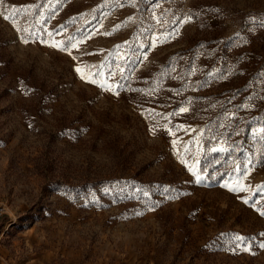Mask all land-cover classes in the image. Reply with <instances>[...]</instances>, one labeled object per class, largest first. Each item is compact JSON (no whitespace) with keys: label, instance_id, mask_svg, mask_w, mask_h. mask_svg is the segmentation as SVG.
Masks as SVG:
<instances>
[{"label":"rangeland","instance_id":"obj_1","mask_svg":"<svg viewBox=\"0 0 264 264\" xmlns=\"http://www.w3.org/2000/svg\"><path fill=\"white\" fill-rule=\"evenodd\" d=\"M261 21L264 0H2L0 264H264ZM228 42L224 76L187 98L228 91L212 101L235 117L258 86L229 141L124 91Z\"/></svg>","mask_w":264,"mask_h":264},{"label":"trees","instance_id":"obj_2","mask_svg":"<svg viewBox=\"0 0 264 264\" xmlns=\"http://www.w3.org/2000/svg\"><path fill=\"white\" fill-rule=\"evenodd\" d=\"M231 42V41H229ZM227 43L225 49L214 48L205 53L203 47L193 46L192 48L175 53V55L166 59L167 63L164 70L170 71L172 68L178 64L175 59L178 57L180 61L183 58L184 64L182 65L181 78L173 77L171 83L164 88H158L157 86L161 84L163 78L161 72H148L145 75L138 77L135 80L129 81L128 87L124 90L125 93L131 97V101L136 104L140 102L144 103H154L161 106H171L177 110L182 105H189L190 110L188 115L192 120L203 121L207 124L205 129V138L215 137L216 139L223 138L226 141L232 139L235 136L233 128L238 127L239 119L245 121L246 117L252 113H259L262 108V98L261 91L258 86L255 85L253 90L248 91L250 94L248 98L244 101H240L239 96H235L228 103L239 108L240 111L235 117L228 115L229 107L225 104L218 106L212 100L222 99L229 92L224 93H214L206 95H197L191 98H187V89L189 87H196V91H202L203 85L206 80V75L210 69L217 70V72L212 76L215 81L219 78L218 74L224 76V71L226 68L225 64H220L219 59L222 58L224 53H229L231 46ZM198 51H204V58L201 60L197 55ZM245 53V51H241ZM242 54H237L231 61H237ZM230 68H234L231 66ZM149 74V75H147ZM140 84V86H138ZM153 87L154 90L149 92L148 87ZM245 91V90H244ZM241 96V95H240ZM242 98V97H241ZM149 101V102H148ZM226 103V104H228ZM247 103H254V106L246 105ZM226 121L225 126H220L222 121ZM231 121V124L228 122ZM262 153L259 152V159Z\"/></svg>","mask_w":264,"mask_h":264},{"label":"snow or ice","instance_id":"obj_3","mask_svg":"<svg viewBox=\"0 0 264 264\" xmlns=\"http://www.w3.org/2000/svg\"><path fill=\"white\" fill-rule=\"evenodd\" d=\"M0 2H2V0H0ZM261 25L264 26V21H261ZM69 39H71V38H69ZM26 42H27V41H26ZM52 46H54V47H61L60 45H57V44H54V45H52ZM71 46H72V47H75L74 44L71 45ZM61 50H64V48L62 47ZM76 71H77L78 73H81L82 78H85V77L83 76V73H82L81 68L77 67V68H76ZM91 82H95V81L93 80V81H91ZM181 111H187V109H181ZM261 131L264 132V129H261ZM196 180H197V181H200V180H201V177H200L199 175H196ZM225 186H227V185H225ZM232 190L234 191L235 189H232ZM261 214L264 215V213H261ZM234 239H236V240H243L244 238H243V237H240V236H237V237H235ZM262 247H264V245H262Z\"/></svg>","mask_w":264,"mask_h":264}]
</instances>
